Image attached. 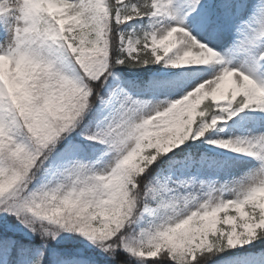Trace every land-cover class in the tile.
<instances>
[{"label":"snow or ice","instance_id":"1","mask_svg":"<svg viewBox=\"0 0 264 264\" xmlns=\"http://www.w3.org/2000/svg\"><path fill=\"white\" fill-rule=\"evenodd\" d=\"M0 264H264V0H0Z\"/></svg>","mask_w":264,"mask_h":264}]
</instances>
